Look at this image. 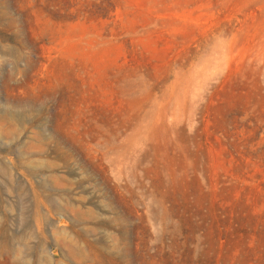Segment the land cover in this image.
<instances>
[{
  "label": "rangeland",
  "instance_id": "1",
  "mask_svg": "<svg viewBox=\"0 0 264 264\" xmlns=\"http://www.w3.org/2000/svg\"><path fill=\"white\" fill-rule=\"evenodd\" d=\"M0 264H264V0H0Z\"/></svg>",
  "mask_w": 264,
  "mask_h": 264
},
{
  "label": "bare ground",
  "instance_id": "2",
  "mask_svg": "<svg viewBox=\"0 0 264 264\" xmlns=\"http://www.w3.org/2000/svg\"><path fill=\"white\" fill-rule=\"evenodd\" d=\"M179 25L183 27V25L181 24ZM63 43H64L63 51L66 54L78 53L79 55H81L83 59L93 63L94 65L98 66L102 64L103 59L101 57L103 56V51L100 52L93 51L84 43H80V42L76 43L69 37H67ZM153 44L154 43H152L151 41L149 40L147 41V46L151 47V49Z\"/></svg>",
  "mask_w": 264,
  "mask_h": 264
}]
</instances>
